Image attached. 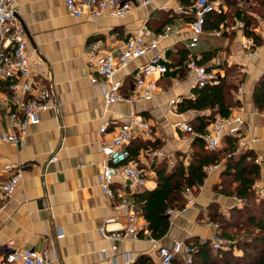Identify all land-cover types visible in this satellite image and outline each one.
I'll return each instance as SVG.
<instances>
[{
    "label": "crops",
    "instance_id": "0c3cea01",
    "mask_svg": "<svg viewBox=\"0 0 264 264\" xmlns=\"http://www.w3.org/2000/svg\"><path fill=\"white\" fill-rule=\"evenodd\" d=\"M214 3L216 10L227 11L226 5L221 8L219 1ZM241 5L248 11L252 8L251 0ZM188 8L179 0H154L149 7L137 8L124 18L109 16L91 21L71 15L64 0H20L17 16L26 27L28 51L33 62L38 57L44 62L42 69L34 71L37 78L52 89L56 107L42 112L41 121L29 126L25 145L14 146L0 141V185L10 176L6 165H26L13 195L0 199L3 211L0 216V264H9L5 256L13 249H53L60 264H108L113 258L117 264H134L142 255L160 264L152 239L113 241L100 233L103 227L108 231H122L126 227L127 217L118 204L122 197L131 202L139 188L132 189L129 181L117 178L111 184L113 196L103 192L100 174L105 155L99 143V129L105 122L109 123L108 137H111L119 124L128 122L130 112L150 122V136L137 135L129 147L138 148L137 159L148 179L144 188L153 190L157 186L155 162L168 158L172 163L178 151L188 153L191 150L194 134L178 129V123H189L205 114L178 111L179 103L191 98L192 90L197 87L186 67L190 57L202 61L213 54L204 64L210 65L216 57L233 56V63L226 65H236L243 76L244 93L240 105L247 123L244 141L247 148L257 154L261 166L258 182L264 185V111H259L253 102L254 87L264 76V41L256 54L248 57L241 47L244 30L227 29L240 21L234 18L218 29L207 28L199 44L190 48L193 17ZM249 13L257 26V14ZM166 25H171L172 30L160 48L164 51L168 71L157 78L154 98L107 104L103 89L109 82L96 75L89 65L88 45L100 40L104 50L117 55L133 35L141 33L150 41ZM150 56L131 61L119 70L115 81L124 83V93L133 92L135 72ZM225 75L226 70L222 68L221 78ZM7 91L3 82L2 96ZM234 95L238 98L236 90ZM173 99H177L176 107L171 104ZM8 126L7 110L1 103L0 131L7 132ZM151 141L162 145L156 148ZM53 156L57 157L56 161H51ZM223 164L208 175L198 189L193 207L171 223L167 235L158 240L159 245L171 247L176 240L194 242L214 236L216 230L207 211L213 203H217L220 210L223 206L234 205L232 197L214 191V186L221 181ZM137 217L139 227L147 231L144 218ZM113 245L130 253L132 261L127 263L124 253L113 250ZM103 248L107 249L106 254Z\"/></svg>",
    "mask_w": 264,
    "mask_h": 264
},
{
    "label": "built area",
    "instance_id": "2783aa9c",
    "mask_svg": "<svg viewBox=\"0 0 264 264\" xmlns=\"http://www.w3.org/2000/svg\"><path fill=\"white\" fill-rule=\"evenodd\" d=\"M65 5L71 15L87 20H97L103 17L124 18L134 12L137 8H146L152 5L154 0H64ZM20 0H0V104L7 110V120L9 130L0 131V141L14 146L25 145L26 136L29 133V126L36 125L41 121L40 114L56 107V100L52 89L37 78V72L44 66V62L38 57L33 62L32 54L27 47L26 27L17 16V8ZM216 9V3L209 0H195L188 8L193 20L190 22L192 36L189 47H196L205 33V23L207 14ZM181 10V9H180ZM182 12V10H181ZM244 23L236 21L228 30H244ZM171 25L159 33L153 40L146 41L141 33L130 37L119 54L115 55L102 48L100 40L93 41L88 45L86 52L87 60L95 74L104 78L109 85L104 87L103 96L107 104L120 102L133 103L138 100H151L155 96V85L158 77L165 75L168 71L164 51L160 44L170 34ZM255 36H244L241 47L248 57L256 54L257 48L261 45L258 40L264 41V18L257 15V26L254 28ZM221 32H217L220 35ZM151 54L149 60L141 64L134 75L135 89L131 93H124V83L115 81L119 70L126 67L129 62L140 59ZM233 56L226 55L225 58H214L210 65L199 63L196 58L190 57L187 62V70L195 80L197 87H204L209 83H214L221 78V70L224 65L232 64ZM8 87L6 95L2 96V83ZM178 83V81H176ZM244 93L243 86L236 89L238 99ZM173 107L177 105V99L171 100ZM227 117L217 115L215 120L207 127L203 136L206 147L217 149L231 137L238 140L239 150L246 149L244 134L246 121L241 105L236 107ZM178 129L194 134L192 126L187 122H180ZM151 124L149 121L137 116L135 112H130L128 122L119 124L117 131L108 137L109 123L105 122L99 129V143L105 160L101 165L100 185L103 192L112 197L111 184L117 179L129 181L132 189L144 188L147 183L145 169L139 164V160L131 155L130 143L137 135L149 137L151 134ZM53 156L51 161H56ZM259 163V159H256ZM26 165L8 164L5 170L10 176L0 185V199L10 198L17 186L22 181ZM220 168V164L210 165L207 168L208 175ZM254 189L259 198L264 199V185L256 182ZM187 200L185 208L182 210H168V215L173 222L179 215L189 210L195 204L196 195L194 190L187 188L184 190ZM234 205L232 207L223 206L221 213L228 216L230 208L242 207L244 200L233 196ZM124 215L127 217V225L122 231H108L105 227L100 229V233L113 241L152 239L150 233L139 227L135 205L127 198L122 197L118 204ZM0 205V216L2 215ZM216 230L210 239L214 250L226 248L223 237L218 232V223H211ZM62 235H59L61 237ZM154 248L157 249L160 264H173L176 258H180L186 263H192V248L181 240H176L171 247L158 244V240L152 239ZM113 250L123 252L126 262L132 261L130 253L119 249L118 245L112 246ZM102 252L107 253L103 248ZM6 263L9 264H60L58 255L53 249L38 251L35 249H13L5 256ZM108 264H117L115 259H111Z\"/></svg>",
    "mask_w": 264,
    "mask_h": 264
},
{
    "label": "trees",
    "instance_id": "16d2710c",
    "mask_svg": "<svg viewBox=\"0 0 264 264\" xmlns=\"http://www.w3.org/2000/svg\"><path fill=\"white\" fill-rule=\"evenodd\" d=\"M185 7H190L195 0H179ZM219 1L227 6L211 10L206 16L205 30L218 29L221 24H229L234 18L244 23V34L255 36V18L249 11L264 18V0H251L249 9L241 2L245 0H209ZM193 20V19H192ZM191 20V21H192ZM212 25V27H209ZM167 26V25H166ZM259 44L261 41L258 40ZM213 54L204 57L199 63H207ZM223 68L226 75L204 87L192 90L191 98L183 99L178 111L205 112L204 115L189 121L194 131L191 150L188 153L178 151L172 163L168 158L155 162L157 186L153 190L140 189L132 196L136 214L144 218L152 239L161 240L171 227L168 210H182L187 200L184 190L191 188L197 195L207 177L210 165L224 163L220 173L221 181L214 186V191L228 197L237 196L244 200L241 208H231L228 216H223L219 205L213 203L207 211L210 221L218 223V232L222 237L231 240V248L214 250L210 239L185 241L192 248V263H186L176 258L173 264H264V199L259 198L254 186L261 178V166L256 162L257 154L253 149L239 150L235 138H225V144L217 149H209L203 136L207 127L217 115L229 116L233 108L240 105V99L234 95L235 90L243 82V76L236 65ZM253 102L259 111H264V76L256 83L253 90ZM209 112V113H206ZM160 147L162 143L150 142ZM147 145V143H145ZM130 147L131 155L137 158L136 150ZM232 230V231H231ZM240 230L242 235L237 234ZM242 236V237H241ZM240 237L237 247L242 253H236L233 248L234 239ZM134 264H155L151 257L142 255Z\"/></svg>",
    "mask_w": 264,
    "mask_h": 264
},
{
    "label": "rangeland",
    "instance_id": "374dc122",
    "mask_svg": "<svg viewBox=\"0 0 264 264\" xmlns=\"http://www.w3.org/2000/svg\"><path fill=\"white\" fill-rule=\"evenodd\" d=\"M225 144V142H223L222 144H221V146L220 147H222L223 145ZM232 231V230H231ZM241 233V231L240 230H238L237 231V234H240ZM240 235H242V234H240ZM243 236V235H242ZM241 236V237H242ZM223 239H224V243L226 244V247L227 248H231L230 246H231V240H229L227 237H223ZM240 239V237H236L235 239H234V243H233V246H235L234 248H233V250L236 252V253H242V251L239 249V247H237V244L239 243V240Z\"/></svg>",
    "mask_w": 264,
    "mask_h": 264
}]
</instances>
